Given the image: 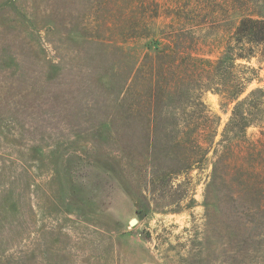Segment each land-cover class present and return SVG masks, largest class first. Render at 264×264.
<instances>
[{
	"label": "rangeland",
	"instance_id": "374dc122",
	"mask_svg": "<svg viewBox=\"0 0 264 264\" xmlns=\"http://www.w3.org/2000/svg\"><path fill=\"white\" fill-rule=\"evenodd\" d=\"M248 18L264 0H0V264H264Z\"/></svg>",
	"mask_w": 264,
	"mask_h": 264
},
{
	"label": "trees",
	"instance_id": "16d2710c",
	"mask_svg": "<svg viewBox=\"0 0 264 264\" xmlns=\"http://www.w3.org/2000/svg\"><path fill=\"white\" fill-rule=\"evenodd\" d=\"M264 24V22H258L253 19H243L240 22V25L238 26L237 33L241 35H250L255 38V35H257V32L261 33L259 29V24Z\"/></svg>",
	"mask_w": 264,
	"mask_h": 264
},
{
	"label": "water",
	"instance_id": "95a60500",
	"mask_svg": "<svg viewBox=\"0 0 264 264\" xmlns=\"http://www.w3.org/2000/svg\"><path fill=\"white\" fill-rule=\"evenodd\" d=\"M134 223V220L132 219V220H130V224H133Z\"/></svg>",
	"mask_w": 264,
	"mask_h": 264
}]
</instances>
